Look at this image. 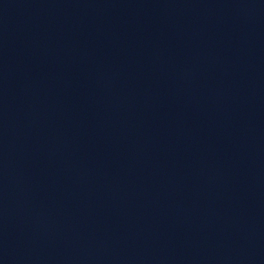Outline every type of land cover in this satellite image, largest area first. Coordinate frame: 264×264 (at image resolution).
<instances>
[{"label": "water", "instance_id": "1", "mask_svg": "<svg viewBox=\"0 0 264 264\" xmlns=\"http://www.w3.org/2000/svg\"><path fill=\"white\" fill-rule=\"evenodd\" d=\"M196 264H264V95Z\"/></svg>", "mask_w": 264, "mask_h": 264}]
</instances>
